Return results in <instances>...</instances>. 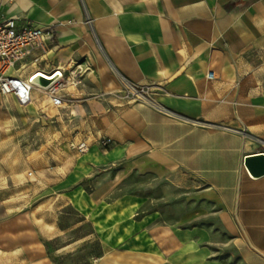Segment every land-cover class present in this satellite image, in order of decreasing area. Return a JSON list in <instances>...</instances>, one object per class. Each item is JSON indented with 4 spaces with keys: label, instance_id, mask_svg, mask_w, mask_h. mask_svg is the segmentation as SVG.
<instances>
[{
    "label": "crops",
    "instance_id": "obj_1",
    "mask_svg": "<svg viewBox=\"0 0 264 264\" xmlns=\"http://www.w3.org/2000/svg\"><path fill=\"white\" fill-rule=\"evenodd\" d=\"M0 14L55 27L14 74L79 84L60 107L42 91L22 107L57 110L88 146L66 174L0 192V264L94 245L89 264H264V175L245 167L264 153V0H0ZM66 209L80 220L64 226Z\"/></svg>",
    "mask_w": 264,
    "mask_h": 264
},
{
    "label": "rangeland",
    "instance_id": "obj_2",
    "mask_svg": "<svg viewBox=\"0 0 264 264\" xmlns=\"http://www.w3.org/2000/svg\"><path fill=\"white\" fill-rule=\"evenodd\" d=\"M18 69L21 70V66L14 71ZM243 70L245 73L248 70L247 58L244 59ZM32 106L23 108L17 103L15 105L10 97L0 95V192H5L3 190L12 186L39 185L48 174H66L71 165L70 159L75 150L65 136L69 134V129L63 135L56 124L61 114L56 110L45 120L41 114H32ZM64 116L68 120L67 115ZM30 173H33L32 176H29ZM138 191L132 187L119 193ZM65 213L67 215L64 216V226L80 220L70 209H66ZM89 230L88 226H84L70 232L64 242L71 241ZM96 253L98 246H90L68 255L63 260H57V264H89L90 257Z\"/></svg>",
    "mask_w": 264,
    "mask_h": 264
},
{
    "label": "built area",
    "instance_id": "obj_3",
    "mask_svg": "<svg viewBox=\"0 0 264 264\" xmlns=\"http://www.w3.org/2000/svg\"><path fill=\"white\" fill-rule=\"evenodd\" d=\"M19 17L7 18L0 14V95L12 96L21 106H27L32 102L33 92L39 88L51 99L54 106L63 105L64 97L62 91L67 85L79 84V74L71 73L65 76L62 71L57 70L53 74L44 75L47 78L58 76L48 87L33 82V78L41 73H36L31 77L24 78L14 74L15 68L29 58L36 49L46 51L49 42H53L56 37L55 27L38 28L31 25H22ZM140 95V92H134ZM103 147L112 144L109 138L100 141ZM79 152L88 151L85 143L74 147ZM31 175V173L29 174Z\"/></svg>",
    "mask_w": 264,
    "mask_h": 264
},
{
    "label": "water",
    "instance_id": "obj_4",
    "mask_svg": "<svg viewBox=\"0 0 264 264\" xmlns=\"http://www.w3.org/2000/svg\"><path fill=\"white\" fill-rule=\"evenodd\" d=\"M57 77L58 76L54 78H47L44 75L39 74L33 78V82L40 84L44 87H48L55 81ZM245 167L248 169V171L253 177L263 176L264 175V153L246 158Z\"/></svg>",
    "mask_w": 264,
    "mask_h": 264
},
{
    "label": "bare ground",
    "instance_id": "obj_5",
    "mask_svg": "<svg viewBox=\"0 0 264 264\" xmlns=\"http://www.w3.org/2000/svg\"><path fill=\"white\" fill-rule=\"evenodd\" d=\"M35 91H41V90H40L39 88H37ZM17 104H18V103H17ZM29 104H31V103H29ZM29 104H28V105H29Z\"/></svg>",
    "mask_w": 264,
    "mask_h": 264
}]
</instances>
